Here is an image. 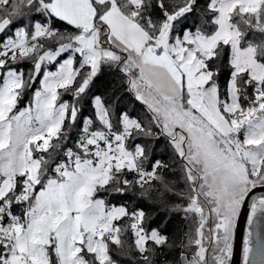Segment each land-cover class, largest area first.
Instances as JSON below:
<instances>
[{
	"label": "snow or ice",
	"instance_id": "1",
	"mask_svg": "<svg viewBox=\"0 0 264 264\" xmlns=\"http://www.w3.org/2000/svg\"><path fill=\"white\" fill-rule=\"evenodd\" d=\"M256 188L264 0H0V264H231Z\"/></svg>",
	"mask_w": 264,
	"mask_h": 264
},
{
	"label": "water",
	"instance_id": "2",
	"mask_svg": "<svg viewBox=\"0 0 264 264\" xmlns=\"http://www.w3.org/2000/svg\"><path fill=\"white\" fill-rule=\"evenodd\" d=\"M264 196V188L253 189L241 206L240 215L236 221V229L233 237V255L231 264H242V242L248 230V216L250 214V205L254 198Z\"/></svg>",
	"mask_w": 264,
	"mask_h": 264
},
{
	"label": "trees",
	"instance_id": "3",
	"mask_svg": "<svg viewBox=\"0 0 264 264\" xmlns=\"http://www.w3.org/2000/svg\"><path fill=\"white\" fill-rule=\"evenodd\" d=\"M111 77L105 74V76L101 77L100 81L98 82V87L103 90L104 84L110 79ZM224 79L223 77L220 80V83L223 85ZM67 99V97H65ZM155 217L153 221V227H159L162 232H165L169 236H173L176 232L177 225L181 223L178 218L169 219L165 215H158L156 213H152ZM167 221V223H166ZM128 243L132 242V237L129 234L127 237Z\"/></svg>",
	"mask_w": 264,
	"mask_h": 264
}]
</instances>
